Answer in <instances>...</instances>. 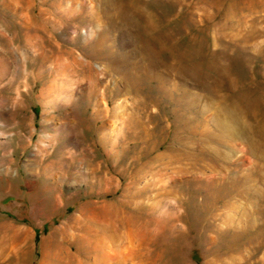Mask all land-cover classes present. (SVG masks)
Instances as JSON below:
<instances>
[{
  "label": "rangeland",
  "instance_id": "374dc122",
  "mask_svg": "<svg viewBox=\"0 0 264 264\" xmlns=\"http://www.w3.org/2000/svg\"><path fill=\"white\" fill-rule=\"evenodd\" d=\"M28 1L0 0V264H264V202L219 191L257 173L264 0Z\"/></svg>",
  "mask_w": 264,
  "mask_h": 264
},
{
  "label": "bare ground",
  "instance_id": "6f19581e",
  "mask_svg": "<svg viewBox=\"0 0 264 264\" xmlns=\"http://www.w3.org/2000/svg\"><path fill=\"white\" fill-rule=\"evenodd\" d=\"M25 7L27 10H30L33 7V2L27 0ZM10 8L13 10L12 13L15 14V16L20 20L21 35L23 36L22 46L25 45L26 48L28 49V50L22 49V54L24 56H31L32 53L33 54L38 53L39 56L44 55L46 51L49 49H47V46L45 47V42L41 34V31H43L44 33L47 30V29L45 30V28L42 25L43 13H44L43 10H38L39 18L37 19L35 17V14L33 15L31 14L32 16L24 15L25 17H22L23 14L18 13V8L15 4L10 6ZM21 9H23V7ZM28 53H30V55H28ZM222 111H216L213 116L216 123L218 124L220 132L222 133L221 137L220 135L218 136V139H220L221 141H223L224 139L226 145L229 144L232 145L231 142L236 139V134L234 132L236 122L234 118H233L234 120L232 119L230 113L226 112L224 108L222 109ZM262 114L264 118V111L262 112ZM249 127L253 129L252 131L255 133L257 137V143H255L254 141L252 142L250 140L249 141L247 140L248 145L246 144V147L250 155H252L255 158V161L252 162V165L250 167H252L257 173H254L255 174L254 176H252L253 173L252 175L243 176L242 180L240 181L241 183L237 184L235 182L234 183L235 186H233L232 184H227L226 182L222 185L219 191L221 192V200L223 202H227L234 195L239 194L237 197L224 204L227 206L237 204V200L242 197L258 196L259 199L264 202V194L259 193L260 190L257 186L252 187L251 185L250 186L246 185V182H248L249 179H252V177L255 178L257 181L261 182L262 184H264V120H262L261 122L254 120L253 124H249ZM229 154L230 155L233 154L232 150H229V152L226 153V155L228 156ZM228 156L227 158H229ZM193 157L197 158L199 156L194 155ZM247 158L249 159V156ZM225 176L226 177L224 178L227 179L228 175L225 174ZM258 213L264 216V207L258 209Z\"/></svg>",
  "mask_w": 264,
  "mask_h": 264
}]
</instances>
